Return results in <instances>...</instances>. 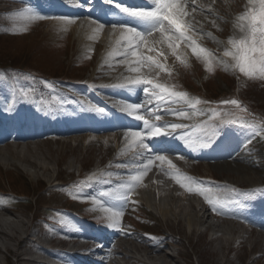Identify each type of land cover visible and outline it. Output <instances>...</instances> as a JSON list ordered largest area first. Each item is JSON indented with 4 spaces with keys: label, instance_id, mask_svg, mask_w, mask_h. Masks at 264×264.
<instances>
[{
    "label": "rangeland",
    "instance_id": "rangeland-1",
    "mask_svg": "<svg viewBox=\"0 0 264 264\" xmlns=\"http://www.w3.org/2000/svg\"><path fill=\"white\" fill-rule=\"evenodd\" d=\"M234 1L236 3L225 0L223 3L226 8L221 7V13L213 10V15L216 12L214 19H211L205 11L200 9L203 14L197 22L199 25L205 26L202 30L205 32L201 33L200 30H197L194 33L199 36H195L193 32L188 31V35L192 36L197 42L202 39L201 45L206 49L208 47V50L213 54L212 71H206L204 62L193 56L191 50H183V44H181L179 51L187 53L186 64L176 60L166 44L157 43L153 45L156 51L150 52V55L165 64V71L144 64L140 67L139 72L129 70H126V72L121 68L122 62L126 61L125 58L116 55L112 57L102 55L106 45L104 39L101 38L104 37V31L97 32L101 33L100 39L96 41H90L87 37L86 40L83 38L87 42L84 43L83 47L79 41L80 36H78L77 26L75 27L73 23H57L56 18L59 17L53 15H50V17L45 16L41 10L39 0L34 2H30V0L28 2L27 0H0V109H8V104H17L20 95L23 103H27V106L35 104L34 100H39L41 97L44 100L36 104L32 110L44 115L47 107L50 108L48 115L53 120L47 125L48 127L55 126L54 128H56L64 121L66 128L81 129L80 127L83 128L81 125L83 124L82 110L84 111V109H89L92 106V88L106 96L105 99L107 100L115 99L112 93H115L116 90L114 89L111 93L104 84L108 77L116 83L117 87L121 83L119 81L125 82V79L129 77L140 75L163 84L170 91L187 93L186 97L173 96L171 98L166 97L163 100L157 96L154 97L158 101L159 110L163 111L162 116L170 120L169 124H164L168 128H162L178 134L183 144H191L192 153L193 150L194 153H201L200 148L213 133H218L222 139V132L227 131V134L231 136L228 138L229 141H238L236 142L238 143L236 145H239V147H236L239 150L238 154L242 155L244 164L249 165L246 170L254 181L247 180V177L238 174V171L233 170L231 172L230 169L221 168L215 162H200L202 157L197 163L194 158H190L188 161L190 165H193L194 170H192L196 173L224 179L227 187L221 183L220 186L222 185L223 189L220 190L219 184H215L217 186L216 190L219 193L221 192L219 195L233 199V205H227L229 207L227 208L224 204L222 208L220 205L223 203L219 202L221 209L232 212L237 210V207H230L235 205L245 206L243 212L245 211L249 216L254 209L257 210L258 206H261V202H264V193L263 195L260 193L264 191V79L258 76L255 78L244 76L238 69H234L227 64L225 59L228 56H224L225 51L217 50L218 47L227 49L228 45L232 49V45L228 43L230 40V35L227 33L229 31L228 25L232 28L236 23V20H232L222 13L227 11L228 8V11L237 19L246 12L245 9H242L243 3H248L247 0ZM235 6L236 9L239 8L242 12L232 13L231 9L233 10ZM196 7L193 5L190 7L186 3L185 11L191 14L192 9H196ZM26 10H30V13ZM185 20L187 21L186 17ZM205 34L212 39L209 40L210 42L208 40L206 42L203 37ZM244 35L245 33H242L241 37ZM157 45L160 46L157 47ZM161 50L165 53L166 59L165 56L157 55V52ZM129 57L134 59L133 56ZM116 76L119 77L116 78ZM9 80H14L17 86H11ZM19 91H21V94ZM149 92H152L151 88H149ZM69 96L74 97L70 98ZM231 100L238 101V104L226 103ZM68 108H70V111ZM73 109L75 113L69 115ZM93 110L98 111V109ZM2 117L5 116L2 115ZM236 120L242 122L234 124ZM172 124L180 125V127L172 129L170 127ZM185 128H189V130L184 131ZM126 133L130 132L117 133L118 135L97 134L94 135L97 138L91 140L88 144H84L83 141L75 144L70 141L61 142L40 138L35 140L34 144L27 146L18 144L8 147L0 146V191L7 194L15 192L17 195L24 196L21 197L20 202H16L9 197H0V214L4 212V208H7L10 213L20 217V220L30 226V233L33 234L31 240L44 243H46L45 241H52L60 244V242L62 243L71 237H77V235L84 237L90 234L91 229L96 231L97 235L104 234L107 231L114 235L119 234L121 231H125L127 234L134 231L136 232L134 237L139 239L145 235L140 232L141 230L162 233V235L164 233H176L177 224L174 223V220L165 221L157 209L159 202L163 201L160 196L163 197L167 193L177 195L181 190L170 177L165 174L158 175L161 180L159 182L160 186L154 189L149 187L152 191L153 205L142 201L129 200V194H124L121 191L116 192L109 187L112 183L111 180L117 178L121 180L122 178L110 171L115 168L111 163L117 160L118 153L132 139ZM107 139L110 140L109 148L104 146ZM119 141L120 143H117ZM11 143L13 144V142ZM33 161L42 164L48 170L32 166L31 162ZM131 161L137 162L135 157L131 158ZM100 164L102 165L100 166ZM133 165L129 162L124 167L129 166L128 168H131ZM145 168L146 166L137 173L140 175L144 172L141 178L146 176L148 172L153 171L152 164L148 165L147 171H145ZM96 171L104 172H100L99 176ZM211 171L212 174H209ZM174 173L175 170H172V174ZM105 174L107 175L105 176ZM137 174L132 176L136 177ZM84 176L92 178L95 176L92 180L93 184L105 182L98 185L103 189V193H94V187H86L84 184H78L74 187L73 184L83 179ZM132 176L130 175V178H133ZM131 183L122 185L133 188L134 183H132L133 185ZM134 192L137 193V191H132V194ZM138 192L140 191L138 190ZM145 192L142 191V193ZM207 192L205 188L204 193ZM227 192H231L230 195L234 198L239 196V200H234ZM6 193L3 194L6 196ZM118 194L124 198H116ZM211 194L214 193H209L210 196H212ZM28 195L32 197L31 203L25 202ZM13 196L16 197V195ZM145 196H147V193H145ZM199 200L203 201L201 197H199ZM177 203L182 205L183 209H188H186L187 204L182 200H178ZM172 205L175 204L172 203ZM53 207L57 208L55 211L65 212L66 210L67 214L54 213V215H51V208ZM115 212H119L121 215L115 218L113 216ZM139 213L143 216L142 218ZM259 217L261 216L258 215ZM185 218L188 219L187 212L182 219L185 223H188ZM231 218L233 217L227 214L221 217L220 220L224 222L221 223V227L215 226L216 229H213L208 239L201 240L199 251L202 254H194L195 249H192L187 241L185 244H178L179 235L177 233L175 239L171 242L165 241L163 237L161 240H157L152 234H147V236L153 237L155 240L144 239H148V241L157 245L169 243L167 252H170L171 256L177 257L178 264H213L209 253L210 246L207 245L212 235L213 237L229 236L231 226H243L237 218ZM79 219H82V224L77 222ZM114 219L119 221L117 227L111 226ZM89 220L95 223V226L103 228L93 229L96 227ZM217 220L219 219H211L210 221L213 224H220L217 223ZM188 226V229H190V225ZM243 228L245 227L243 226ZM258 233H261V231L248 233L247 230H244L241 232V236L245 238L253 234L252 241L255 242ZM238 239L236 237L237 244L239 243ZM0 241L3 242L2 238H0ZM137 241L139 240H135L133 243L142 250L143 254H139L137 248L131 247L129 244L132 243L129 241L125 242V245L134 249L135 254L132 252L133 255L132 253L129 256L128 254H121L118 257L116 256L118 254H114L115 258L112 257V259L121 260V264H131L132 260L128 259L132 258H135V260L143 258L149 261L150 264H163L158 259L151 261L150 257L152 256L149 254L146 256L144 253L146 251L142 249V245ZM31 243L33 242L31 241ZM254 244L253 242L250 243L249 249ZM32 245L26 246V244H23L21 250L27 251ZM56 247L57 249H63L59 245ZM219 248L220 244L218 243L214 249L220 250ZM222 252H224L223 256ZM247 252V249L236 247L233 252L228 254L226 248L224 251L220 250L221 254L218 257L221 258L219 260L221 262L229 257L234 261V264H242L243 258L255 260V256L258 255V251ZM105 255L101 256L100 260L106 263ZM1 256L0 264H19L16 258L9 261L5 258L6 255ZM52 259L53 261H51ZM52 259H50V262L53 264H69V262L64 261L66 258L62 261L59 258ZM112 259H108V261L110 260L109 264H117V261L113 262ZM259 260H262L264 264V257Z\"/></svg>",
    "mask_w": 264,
    "mask_h": 264
},
{
    "label": "bare ground",
    "instance_id": "bare-ground-1",
    "mask_svg": "<svg viewBox=\"0 0 264 264\" xmlns=\"http://www.w3.org/2000/svg\"><path fill=\"white\" fill-rule=\"evenodd\" d=\"M70 1L71 0H69L68 2H70ZM91 1L94 2L93 4H96L98 2V0H91ZM229 1L236 3V1H234V0H229ZM61 2H62V0H57L56 1L57 6H56V3L55 4H53L52 2L45 3L44 4L45 5V11L47 14L52 13V14H56V16H62L61 14H67L66 16H68L69 18L66 19V18L59 17V18H56V22L57 23H73V24H75V27L77 26V28H78L77 30H79L78 36H80L79 37L80 44L83 47L85 45L84 43H87L86 41L83 40V38H85V40L88 38L90 41H96V40L100 39V33H101V32L100 33H97V32L98 31H104L105 32L104 37L101 35L102 36L101 38H103L104 42H106L105 43L106 45L104 46L105 50L102 53L103 56H105V57L106 56L112 57L114 55H116V56H132L130 51L127 52V55L124 54L126 52V47L123 46L122 42L117 43V41L120 40L121 31H122L119 27H117L116 29H113V28H109V27L105 28V26H104L102 29H100V27H99L100 24L90 20L89 19L90 16H87L89 14H84V11L82 9H79L75 5H73V8L72 7L61 8L60 7ZM223 2H225V0H195L194 3H193V1H188V4L193 5V6H197L195 11H193V9H192L191 14L189 13V15L186 16L187 21H189L192 25V30H190V32L194 33L195 31L200 30L201 33H204L205 31H202V30H203V28H205V26H201L197 22L198 20H200L202 18V14H203L202 11H205V13H207V15L211 19H214L216 12H214V15H213V10L214 11L217 10L219 13H221L220 12V11H222L221 7L226 8V6L224 5ZM87 3H88L87 0H83V3L81 5L84 6ZM243 5L244 6H243L242 10L245 9L247 11L248 8L250 7L249 3H246V4L243 3ZM54 7H57V9ZM200 9L202 11H200ZM242 10L239 8L236 9V6L233 7V10L231 9L232 13L233 12L239 13V12H242ZM222 14H225L228 18H230L232 20H236L235 22L237 23V19L228 11V8H227V11L223 12ZM236 23L232 28L228 25L229 31L227 33L230 35L229 39L238 40L241 37L242 33L239 30V28L236 27ZM65 28H66V26H65ZM200 28H202V29H200ZM194 34H195V36H199L196 33H194ZM203 37L205 38L206 42H207V40L208 41L212 40V39H210V37H207L206 34L203 35ZM154 38H157L159 40L160 39L159 33H155ZM197 43L200 46H202L201 45L202 39L201 40L199 39V42H197ZM159 46L160 45H157V47H159ZM229 47H230L229 45L227 46V49H222L221 47H218L217 50H219V49L222 51L232 50ZM182 49L185 50L184 45H183ZM207 49H209V48L207 47ZM188 50H190V49H188ZM142 51L145 54L143 56L150 55V52H148L147 49H145L143 47L139 49V53ZM141 55H142V53H141ZM225 60H226L228 65H232L234 63L232 57H230V56L226 57ZM134 61L135 60L132 59V60H126V61L122 62L123 66L121 65V68L124 69V71L129 70L130 64L134 65ZM118 77L116 76V78H118ZM110 79L111 78L108 77L104 84L110 85V86L115 85V82H113ZM120 80H122V79H120ZM119 82H122V81H119ZM125 82H126V84H128V79H125ZM122 84H123V82H122ZM133 86H135L133 88L134 92L133 93L130 92V93L134 95V98H130V99H136L138 97L137 96L138 91H139L138 88H140V87H139V85H133ZM113 105L119 111H121L122 114L124 113L125 116L128 115V117H130V116H132V117L142 116L146 120H151L152 117L155 118L156 115L162 114L160 112V110H158L159 108L157 109V106L155 104H148V105L140 106L135 111L128 110L126 108V105H127L126 103H121V106H117L115 104H113ZM141 120L142 119H140V121H139V127L142 126ZM166 121H164V122H166ZM99 134H101V133H99ZM126 134L129 135V133H126ZM107 136H109V135H107ZM43 137L46 140L53 139V140L61 141V142H69L70 141V142H73L75 144H78L79 142H82V141L84 142V144H88L91 140L93 141V139L97 138L96 136H94L93 133H87L85 131H77V130H73V129H65V128H61V127H59L58 129H56L54 127H49L46 131V135H43ZM5 138L6 137H4L2 140H0V146L1 147H5V146L8 147V146H11L14 144L27 146V145L34 144L35 140L37 139V137H33V136H29V137L20 136L14 141H10L7 139L5 140ZM11 142H13V144ZM117 143H120V141ZM104 144H105L104 145L105 147L109 148L110 140L107 139L104 142ZM121 144H120V146H121ZM144 149L145 148L140 146V144L134 140H129L128 143L124 145V147L121 149L122 151L118 153L117 160H114L111 163V165H113L115 168H114V170H111L110 172H112L116 176L122 177L121 180H119V178H117L118 180L117 179L111 180L112 183H110V186L112 188H114L116 191H119V192L121 191L124 194L131 195L132 200H136L139 202L142 201V202L148 203L149 205H153L152 196H151L152 191L150 190L149 187H151L152 189L159 187L160 186L159 182L161 180L158 178V175L165 174L166 176L170 177V179L173 182H175L176 185L181 188V190L179 191V193H177V195H174L173 193L172 194L167 193L163 197L160 196L161 198H163V201L159 202L157 209L159 210L162 218H164L165 221L170 222V220H174V223L177 224L175 232L179 235L178 244H185V242L187 241L189 243V245L191 246V248L195 249L194 254H202L199 251V248H200L199 244H200L201 240L204 238L208 239L209 235L213 232V229L215 228V226L221 227V223H224V222H222L220 219H221V217H223L227 214L233 218H237L238 221L242 222V225L245 228H243V226H240V227L231 226V229H230L231 232L229 233V236L223 235L224 237H221V236H214L213 237V235H212V238L207 242V245L210 246L209 253H210V257L212 258L213 264H234V261L231 258L227 257V259L224 260V262H221V261H219L221 258L218 256H219V254H221L220 250L224 251V249L227 248L228 254H230L231 252H233L235 250L236 247L247 249L248 250L247 253H249L252 250L258 251V255L257 256L254 255L255 260H251V258H250V260H248L247 258H243L242 264H263V261L259 260V259L264 257V224L259 222V221L255 222V221L251 220L243 212L240 213V212L232 211L230 213L229 212L226 213L223 209H221L222 206L219 204V202L226 204V206L227 205L228 206L233 205V201H232L233 199L226 197L224 195H219L221 192L219 193L216 190L217 189V186L215 185L216 183L211 181V179H213V178L220 181L221 178L214 177L213 175H209V176L208 175H200V176L205 177V178H203V180H201L199 182L193 181L191 179V183L188 184L187 187H182L179 183L176 182V180L173 177L176 176L177 174H179V176L182 179L184 177L191 178V174L193 173L192 169L194 167L192 165H190L188 161L182 160L178 156H172L173 154L178 155V154H180V152H178V151L177 152H169V151L163 152L165 154V157H164L165 162L162 163L159 159H157L156 156H151V157L147 156L146 157L144 154ZM134 157H135V160L137 162L131 161V158H134ZM173 160L177 161L178 165H175V163L172 162ZM149 161H151V164L153 166V171L148 172V174L146 176H143L139 181L135 180L134 176H132V175L137 174L145 166L148 167ZM167 161H171V165H169V163H167ZM129 162L134 164V165L131 168H128L129 166L124 167V165L126 163H129ZM31 165L35 166V167H40L42 170H48V168H45V166H43L42 164L40 165L39 163H36L34 161L31 162ZM14 166H16V165H14ZM217 166H221V168L230 169L231 172L233 170L238 171V174L240 173L243 176H245V178L247 177V180L254 181L253 177H251L250 173L246 170V168L249 165H245L244 162L242 161V159L237 158L235 161H231V162H218ZM172 170H175L174 174H172ZM206 170H208V169H206ZM96 172L100 176L101 173L99 171H96ZM209 174H212V171L209 172ZM106 175L107 174H105V176ZM130 175L133 178H130ZM97 178H98V176H97ZM129 182L134 183V185L131 183L133 185V188H127L126 186L122 185V184L126 185ZM106 183H108V182H106ZM220 184L221 183H219L218 187L221 190L222 185L220 186ZM134 186H136V187H134ZM200 186H203L204 189L206 188L208 192L204 193L202 195L199 192L188 190L189 187L196 188V187H200ZM138 190L140 192H138ZM132 191H137V193L134 192L132 195L131 194ZM142 191L143 192L146 191L145 193H147V196H145V193H142ZM209 193H214L216 195L211 194L212 196H210ZM227 193H229V192H227ZM206 196L208 198L212 199L215 203H213V204L208 203L206 198H205ZM199 197H201V199H203L202 202L199 200ZM19 198L21 199V197H19V196L16 197V199H18V200H19ZM178 200H182V202H185L187 204L186 209L187 208L188 209L187 210L183 209L182 205L177 203ZM234 200H239V196L234 198ZM216 201H218V202H216ZM172 203H174L175 205H172ZM55 209H57V208H55V207L51 208V212H53ZM243 209L245 210V206L243 207ZM31 210H32V208H31ZM3 211L4 212H1V214H0V238H2V240H3V242L0 241V261L2 258L1 255H6L5 258H7L9 261L12 258H16V261L19 264H53L52 262H50V259H52V258H59V259H61V261L66 258L64 260L65 262L67 261V262H69V264H74L75 258H79V256H83L84 258L92 257V258L98 259L97 255L103 256V254H106L104 256L105 257L104 259H107L106 263L105 262L104 263L98 262V263L99 264H109L110 260L108 261V259H112V257H114L113 256L114 254H118V255H116L117 257L121 256V254H126V255L128 254V256H129V254H131L133 252L134 249H131L129 246H128L129 247L128 248L127 245H125L126 244L125 242L131 241L130 243H132V244H129V243L128 244L135 249L137 248L139 251V254H143L141 252L142 250H140V248L137 245H134V243H133L135 240H139L137 242H139V244L142 245L141 246L142 249H144V251H146V252H144L146 254V256H148V254L152 256V257H150L151 261H156V259H158V260L162 261L163 264H170V263L178 264L179 263V261L177 260V257L171 256L170 255L171 253L167 252V249H169V243L157 245V244H154V242L148 241V239H144L147 237L143 236L141 239L136 238V237H134L136 234V232H134V231H132L128 234L125 231L124 232L121 231L119 234L114 236V239H111L109 234L106 233V234H104L103 237H101V239H94V240L88 239L87 237H85V238L82 237V239H81V236H77V237H71L69 239H66L62 243L60 242V244H56L52 241H45L46 243L40 242V241L35 242V241L31 240V237L33 236V234L30 233V226L27 225V223H24L22 220H20L21 218L16 216L15 214L10 213V211H8L7 208H4ZM186 212L188 214V219L185 218V220H187V222L189 224L185 223L184 219H182L183 215ZM261 214H263V212ZM233 218H231V219H233ZM211 219H219V220H217V223H220V224H213L210 221ZM16 221H17V223H16ZM25 225H27V227H25ZM188 225H190V229H188L189 228ZM246 228H249V229H246ZM244 230H247L248 233H252V231L259 230V231H261V233H258V235H257L258 239L256 238V240L254 242V241H252L253 234L248 235V237H245V238H243L241 236V232ZM176 233H174V232L173 233L171 232L169 234L164 233L162 235V237L164 238L165 241L171 242V241H173V239H175ZM216 233H218V232H216ZM236 237L239 238L238 244L236 242ZM31 241L33 243H31ZM251 241L255 244H254V246H252V248L250 247L251 249H249V245H250V243H252ZM100 242L106 243L107 249H104V251H106L105 253H102L103 250L101 249L100 245H97L95 248L93 247ZM218 243L220 244V248H219L220 250L214 249L216 247V244H218ZM23 244H26V246L31 245V244H33V245L29 250L22 251L21 245H23ZM234 244H236L237 246ZM58 245L60 247L62 246L63 249H57L56 246H58ZM124 249H125V251H123ZM133 253H132V255H133ZM152 254H157V255L153 256ZM223 254H224V252H222V256H223ZM131 257H133V256H131ZM112 260H113V262L117 261V264H121V262H120L121 260L120 261H118L117 259H112ZM122 260H124V259H122ZM128 260H130V261L132 260L131 264L132 263L133 264H150L149 261H146L143 258L136 259V260H135V258H132V259H128ZM51 261H53V259ZM98 263L95 261V262H92L89 264H98Z\"/></svg>",
    "mask_w": 264,
    "mask_h": 264
},
{
    "label": "snow or ice",
    "instance_id": "snow-or-ice-1",
    "mask_svg": "<svg viewBox=\"0 0 264 264\" xmlns=\"http://www.w3.org/2000/svg\"><path fill=\"white\" fill-rule=\"evenodd\" d=\"M195 0H193V3ZM187 0H152V7L130 9L129 7H122L121 11L126 13L130 17L136 18L142 25V30L136 27H127L125 24H113V29L119 27L121 31L120 40L117 43L123 44L126 47V52L130 51L131 55L135 58L134 65L130 64L129 71L139 72L140 67L144 64H148L150 67L154 66L160 71H165L166 66L158 59L151 55H140L139 49L145 48L148 52L156 51L153 45L159 43L161 45L166 44L170 50L172 56L182 64H186V52L179 51L181 44L185 49H190L191 54L198 60H202L205 65L206 71H212L213 54L206 48L200 46L192 36L188 35V31L192 30V25L185 20V17L189 14L185 11ZM250 7L248 10L241 14L237 18L236 27L242 33H245L240 39H230L229 44L232 45V50H226L224 56L232 57L234 63L232 68L238 69L240 73L248 78L259 77L264 79V0H248ZM119 7V5H118ZM29 11L30 10H26ZM195 11V8H193ZM43 18V17H41ZM100 29L104 27L101 24ZM159 33V40L154 38V34ZM158 56H165V53L161 50L157 52ZM166 59V56H165ZM128 83L130 85H145L143 88L145 94H149V88H151V95L157 96L163 100L166 97L171 98L173 96L186 97L187 93H177L170 91L166 86L161 83L155 82L153 79L145 78L143 76L129 77ZM226 103L238 104V101L231 100ZM140 105L128 104L126 108L128 110L135 111ZM103 112V109H98ZM138 119H144L142 116H138ZM156 120H160L159 115L155 116ZM147 125L148 120H144ZM172 129L180 127V125H170ZM162 130L161 127L152 125L146 132L130 131L129 136L140 144L143 148L147 149L148 145L143 141L145 138H151L155 136L169 135ZM162 163L165 162L163 156H158ZM171 165V161H167ZM151 165V161L148 162ZM147 171V166L145 168ZM140 175L134 177L135 180L141 179ZM177 183L182 187H187L191 183V178L184 177L183 179L177 174L173 177ZM187 182V183H186ZM189 191H196L200 194H204L203 186L196 188H188ZM210 204L215 203L212 199L205 197ZM218 202V201H216ZM215 210V209H214ZM121 215L119 212L113 213L115 218ZM118 219H114L112 227L118 226Z\"/></svg>",
    "mask_w": 264,
    "mask_h": 264
}]
</instances>
